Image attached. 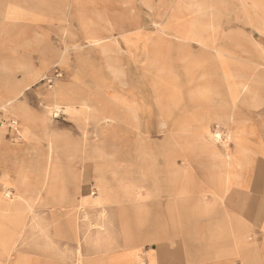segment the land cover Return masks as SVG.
<instances>
[{
    "label": "rangeland",
    "instance_id": "374dc122",
    "mask_svg": "<svg viewBox=\"0 0 264 264\" xmlns=\"http://www.w3.org/2000/svg\"><path fill=\"white\" fill-rule=\"evenodd\" d=\"M180 1L0 0V148L4 143L11 148L20 146L27 138L12 114L15 105L24 103L48 118L45 123L36 122L32 130L47 139L50 150L51 141H66L55 146L68 147L70 157L75 150L81 152L73 163L81 173L79 185L87 183L91 166L106 164L107 179L116 184L119 199L126 201L122 205L130 206L132 198L139 207V221L133 225L131 208L118 209L122 232L114 237L109 211L100 214L107 218V224L100 225L77 202L91 193L88 199L97 197L96 189L79 187L75 224L88 231L75 240V264L83 261L86 246H138L142 253L154 249L160 258L163 248L179 249L174 233L163 240L161 217L164 203H172L174 191L178 192V171L187 167L179 158L180 149H196L203 157L213 155L214 167L218 163L226 166L231 143L236 146L243 126L264 123V31L257 23L264 20V0H199L203 9L175 12ZM187 61L207 62L204 74L218 71V76L201 78L197 73L187 78L180 69ZM150 63L165 64L175 71L167 77V84H177L179 89L168 91L167 98L183 100L163 128L151 87ZM51 86L81 97L79 102L86 100L113 118L96 122L83 115L86 107L75 106L84 109L81 115L66 112V106L64 112L60 107L45 113L47 101L41 93L48 94ZM198 86L213 88L211 95H200L212 99V106L199 110L210 121L203 118L202 125L188 121L191 127H178L184 114L193 111L184 101L199 96ZM226 87L233 89V104ZM215 133V140L208 137ZM166 150L171 157L168 165ZM90 151H95L96 158L88 160ZM100 152L105 153L104 159L98 158ZM173 222L171 215L172 230ZM101 231L106 237L96 235ZM170 258L171 264H179L178 256Z\"/></svg>",
    "mask_w": 264,
    "mask_h": 264
},
{
    "label": "crops",
    "instance_id": "0c3cea01",
    "mask_svg": "<svg viewBox=\"0 0 264 264\" xmlns=\"http://www.w3.org/2000/svg\"><path fill=\"white\" fill-rule=\"evenodd\" d=\"M192 8L203 9L204 4L199 0H182L175 12ZM211 16L214 19L213 13ZM257 23L264 31V20L260 18ZM206 64L187 61L180 69L187 78L197 73L201 78L218 76V71L204 74ZM149 70L160 126L163 123L165 127L171 111L183 104L182 98H167L168 91H177L179 85L167 84V77L173 76L175 71L165 64L150 63ZM48 80L51 82L52 79ZM222 82L224 86V80ZM50 88L48 94L41 93L47 101L45 113L54 106L61 107V111L65 106H75L86 107L83 115L92 116L96 122H107L113 118L86 100L79 102L81 97H74L63 88ZM226 90L233 104V89L226 87ZM212 91L213 88L198 86L196 93L199 96L184 101L193 111L184 114L178 127H191L186 125L188 121H199L202 125L203 118L210 121L211 117L199 110L212 106L211 98L200 96L205 93L211 95ZM127 111L134 113L131 106H127ZM12 112L27 138L22 137L20 146L11 148L4 143L0 148V186H8L21 198L0 202V264H75V240L80 238V233L88 231L84 225L75 224V192L79 187L96 189L94 193L98 194L97 197L88 199L93 195L91 193L77 202L87 209L89 219L100 225L107 224V218L100 214L109 211L108 218L114 221V228L109 230L110 233L113 230L114 237L122 232L118 226L123 223V218L118 215L119 208L130 207V222L138 224L137 203L131 198L130 206L122 205L126 201L119 199L116 184L107 179L106 164L91 166L86 174L87 183L79 185L81 173L73 163L74 159L81 158V152L75 150L70 157L68 147L55 146L66 141H51L53 147L50 150L47 139L32 130L36 122L41 120L45 123L48 118L33 112L24 103L15 105ZM252 124L249 122L243 126L244 130L237 133L236 146L232 141L226 166L218 163L214 167L213 155L203 157L196 149H180L179 158L187 167L178 171V192L174 191L172 203H164L161 217L163 240L171 239L174 233L176 236L172 238L180 241L179 249L163 248L160 258V253L154 249L142 253L138 246H105L99 249L86 246L82 249L83 261L79 264H171V255L179 257V264H264V132L261 131L264 123ZM87 155L88 160L96 158L95 151ZM97 155L104 159L105 153ZM170 158L167 150L164 151L166 165L170 163ZM204 165H210V168ZM96 198L97 201H94ZM204 198L208 201L205 204ZM105 234L103 231L96 232L99 237H106ZM12 256L15 257L13 261L10 259Z\"/></svg>",
    "mask_w": 264,
    "mask_h": 264
},
{
    "label": "bare ground",
    "instance_id": "6f19581e",
    "mask_svg": "<svg viewBox=\"0 0 264 264\" xmlns=\"http://www.w3.org/2000/svg\"><path fill=\"white\" fill-rule=\"evenodd\" d=\"M249 92V91H248ZM13 102V101H12ZM11 105V104H10ZM58 109H60V107L59 106H54L53 108H51V110H53L54 112H57V110ZM65 110H66V112H70V113H74V114H78V115H81V113L84 111V109L83 110H81V109H77V108H75V107H73V106H66L65 108H64ZM5 113H6V111H5ZM67 114H69V113H67ZM161 127L163 128L164 127V124L162 123L161 124ZM217 134V135H216ZM208 137L209 138H212L213 137V139L215 140L216 138H218V133H215V134H213L212 136L210 135H208ZM200 146V145H199ZM201 148V147H200ZM205 148V147H204ZM227 148V147H226ZM202 152V151H201ZM208 153H210L209 152V150H208V152H207V154ZM229 155V157H230V154H228ZM238 163V162H237ZM227 165V164H226ZM3 191H5L4 193H2ZM3 194V195H2ZM16 198H13V196H12V194H11V191H10V188H5L4 186H0V202L1 201H3V200H6V201H13V200H15ZM7 255V254H6ZM10 255V254H9ZM11 259V258H10ZM17 260V259H16ZM20 260V259H19ZM7 263V262H6ZM16 263V262H15Z\"/></svg>",
    "mask_w": 264,
    "mask_h": 264
}]
</instances>
